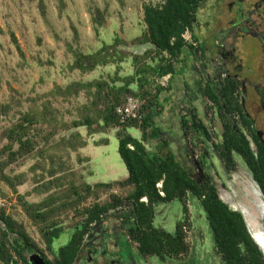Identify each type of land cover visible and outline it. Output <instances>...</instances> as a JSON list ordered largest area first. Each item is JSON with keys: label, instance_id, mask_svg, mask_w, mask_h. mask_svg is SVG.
Returning a JSON list of instances; mask_svg holds the SVG:
<instances>
[{"label": "trees", "instance_id": "trees-1", "mask_svg": "<svg viewBox=\"0 0 264 264\" xmlns=\"http://www.w3.org/2000/svg\"><path fill=\"white\" fill-rule=\"evenodd\" d=\"M117 1L123 3L122 0ZM204 2L206 0H163L155 5L144 4L142 21L145 28L135 42L138 46L147 45L149 48L143 54H131L135 67L132 75L121 77L115 73L109 80L75 81L63 89L57 88L56 94L63 99L77 97L84 92L86 103L78 109L77 119L70 122L60 120L59 111L47 101L40 110L23 113L7 130V143L1 149L5 158L0 160V180L17 195L19 206L37 226L45 250L52 255V260L46 258L23 224L0 209L1 263L33 264L35 258L41 257L48 264H75L88 244L85 238L91 234V230L102 228L108 215H115L120 222L124 243L129 249L132 243L135 244V255L139 258L156 257L163 262L182 259L193 250L184 231L185 227H191L188 200L193 198L203 209L214 252L223 264H264V254L253 239L242 213L231 208L221 198L209 174L212 156L219 159L229 175L236 170L235 155H239L264 200V139L259 137L253 120L244 109L240 79L221 72L218 77L208 78L204 85L197 87L196 93L210 103L213 119L220 121L219 141L215 140L214 133L195 107H189L188 113L180 118L183 136L189 139L190 154L187 147L178 148L175 142L160 139L163 132L156 125V117L163 109L162 97L167 100L162 96L167 89L156 84L157 79L166 76L171 78L178 72L177 66L190 55L195 59L205 58V48L199 43L195 32L198 26L197 12ZM41 14L45 15L43 4ZM103 22L102 13L96 10L93 16L95 31ZM73 30L74 40H77V32ZM186 33L198 46L185 39ZM120 44L121 40L117 39L114 44L104 45L94 53L75 51L73 68L86 73L97 66L121 63L125 57L114 56ZM125 54L130 53L125 51ZM168 88L170 90V83ZM129 97L141 101V118L122 121L117 107L124 105ZM10 110L9 104L0 103V118ZM37 124L49 128L43 137L46 142L56 136L60 129L75 130L55 144L56 148L64 151L77 150L86 145L77 131L79 128H85L88 135L116 129L118 153L126 167L127 177L110 183L76 185L68 180V176L74 175V172H70L67 161L61 155L45 151L41 156L49 161V168L35 165L36 169L41 168L44 173L34 178L37 185L33 192L44 194L67 184L69 188L64 194L38 203L28 202L24 195L17 193V187L27 181L26 173L9 174L5 169L35 150L38 142L30 131ZM130 127L141 131V139L125 132ZM150 141L158 143L153 142L148 147ZM192 162L200 172L198 177L193 175ZM45 177L50 179L45 181ZM158 183L161 184L160 188L157 187ZM115 188H128L129 192L121 197L114 192ZM103 194H108V199L100 201ZM143 198L144 201L141 200ZM63 199L67 201L60 202ZM90 199L92 203L85 205ZM173 200L181 202L183 217L176 223L175 230L168 232L156 227L154 218L158 207ZM68 211H73L79 217L78 224L70 228L58 221V217ZM63 233L69 234L68 242L54 249L53 240Z\"/></svg>", "mask_w": 264, "mask_h": 264}, {"label": "rangeland", "instance_id": "rangeland-1", "mask_svg": "<svg viewBox=\"0 0 264 264\" xmlns=\"http://www.w3.org/2000/svg\"><path fill=\"white\" fill-rule=\"evenodd\" d=\"M122 1L123 3L120 4L117 0H0V103L9 104L11 109L6 116L0 118V160L5 158L1 152L2 147L7 143L5 134L23 113L30 110H40L43 103L50 101L51 105L59 111L60 120L70 122L78 118V109L86 103L84 92H81L77 97L63 99L56 94L57 88L63 89L75 81L109 80L115 73H118L121 77L134 73L135 67L131 54H143L149 48L147 45L138 46L137 42H135L145 28L142 21V7L144 4H159L163 0ZM253 1L240 0L239 5L243 10L249 11L247 13L248 16L252 15V18L260 23L257 15L260 14L261 10L257 9L259 5ZM41 4H43L45 9L44 16L41 14ZM216 4V0H206V2L200 4L197 12V29L202 32L201 38L204 40L202 44L205 50L208 49L205 52V58L197 57L195 59L193 55H190L185 62L177 66L178 72L173 75L171 81L169 76L159 78L156 81V84L167 89L162 94L167 100H163L162 97L161 104L163 109L161 114L156 117V125L163 132L160 139H168L170 142H175L178 148L183 147V149H186L187 147L188 150L189 139L184 138L180 123L176 124L174 122L175 118L179 117L180 114L178 116L174 115L171 111L172 104L176 101L178 95L179 100L177 102L182 112L181 116H185L188 113L190 106L184 104L181 99L187 93L192 100H195L197 87L204 85L205 79L208 80L213 75L209 61L213 40L217 39L222 42L228 37L232 39L231 32L224 28V24L226 25V22L230 23L233 18L228 13H222L221 18L217 19L214 16L217 13L215 11ZM262 7H264L263 4ZM96 10H99L104 17L103 25L97 26V31H95L96 25L93 23V16ZM73 29L77 32V40H74ZM231 30L233 31V27ZM185 37L186 40L192 42L189 33H186ZM117 39L121 40V44L118 45V50L114 52V56H124V61L121 63L97 66L93 71L86 73L73 68L75 65V51L83 54L94 53L104 45L114 44ZM227 47H229V50L232 49L231 52L234 50L236 53L235 57H238L241 61V68L237 69L239 77L255 83H260L264 79L263 39L248 36L242 37L239 34L238 39L235 41V38H233ZM125 51L130 54H125ZM197 82H199V85H196L198 84ZM169 83L170 90L168 88ZM199 103L197 108L201 116L204 118L206 125L210 127L212 133H214L215 140L219 141L221 133L220 121L213 119V110L209 108L210 103L207 100L203 98ZM138 105L139 107L141 105L139 99ZM48 131L47 125H35L30 131L35 141L38 142L35 150L5 169L6 173L9 174L26 173L27 181L17 187V193L24 195L28 202L38 203L49 197L64 194L69 188L67 184L60 189H53L44 194L33 192L34 187L37 185L34 178L44 173L41 168L36 169L35 167L37 166L35 165L41 164L49 168V161L41 156V153L45 151L61 155L67 161L71 169L70 172H74V175L68 176V180L73 181V184L76 185L81 183L90 185L110 183L127 177L126 167L118 153L116 129L88 135L85 128H79L77 131L86 141V145L77 150L67 151L59 147L56 148L55 144L62 138L68 137L75 130L64 131L60 129L56 136L46 142L43 137ZM125 132L134 138L141 139V131L137 128L130 127ZM153 142L150 141L148 147H151ZM156 143L154 142V144ZM189 150L187 152L190 154ZM85 159L89 160L86 161ZM235 160L237 163L235 172L227 175L219 159L215 155L212 156L209 174L217 186L221 198L233 209L242 213L250 230L257 235L264 245L263 197L252 180L242 157L235 155ZM191 165L194 168L193 175H196V177L200 176L196 165L193 162ZM48 179L50 178L45 177V181ZM114 192L124 197L128 194L129 189L115 188ZM107 199L108 194H103L100 201ZM64 201L67 200L63 199L60 202ZM91 203L92 200L90 199L85 205H90ZM188 208L191 227H185L184 231L186 240L190 248L193 249L191 253L182 259L165 262L160 261L156 257L140 258L139 264H223L219 256L214 252V245L206 217L198 201L189 198ZM0 209H4L8 215L24 225L29 236L44 251L46 258L51 261L52 255L45 250V244L37 226L34 225L19 206L17 195L1 180ZM182 217L181 202L173 200L158 207L154 225L168 232H173L176 223ZM58 221H61L64 227L70 228L78 224L79 217L74 215L73 211H68L61 214L58 217ZM103 228L111 231V233H106L103 236V240L113 239L116 242L119 241L121 243V252H130L135 255L136 245L132 243L129 249L124 243V236L120 234V222L115 215H108L104 219ZM99 229L91 230L92 234L90 235H92V238L91 236L86 237L85 243L98 239L99 235L97 232ZM68 240L69 234L63 233L53 240L52 247L58 249L65 245ZM102 250H105V245ZM88 251L89 247L86 244L75 264H85V260H88L90 255ZM35 254L39 256L38 253ZM27 256L29 257L30 254ZM123 263L125 262L121 260L118 262L115 258L106 259L102 262V264ZM0 264L3 263L0 262ZM133 264L137 263L134 262Z\"/></svg>", "mask_w": 264, "mask_h": 264}, {"label": "flooded vegetation", "instance_id": "flooded-vegetation-1", "mask_svg": "<svg viewBox=\"0 0 264 264\" xmlns=\"http://www.w3.org/2000/svg\"><path fill=\"white\" fill-rule=\"evenodd\" d=\"M216 1L217 4L215 6L216 8L215 11L217 13L214 16H216V18L218 19L221 18L222 13H228L229 16L233 18L230 21V23L226 22V25L224 24V28H227L226 30H228V32H231L232 39L235 38L236 41L239 37V34H241L242 37L248 36V37L263 39L264 41V7H262V4L264 5V0H254L259 5V8L257 9L261 10L260 14L257 15V18L258 20H260V23L254 20L252 18V15L251 16L247 15L249 11H245L241 8V6L239 5L240 0H216ZM232 21L235 22L232 23ZM223 22L225 23V21ZM231 25H233L232 26L233 31L231 30L232 27H229ZM195 32L198 38L200 37L199 43L202 44L204 40L203 38H201V33H202L201 30L199 31V29L196 28ZM232 39L228 37L227 39H224L222 42H219L217 39L213 40V44L211 45V49H210L211 52L209 53V55L211 56V58L209 59L211 65L210 67L213 71V75L211 76V78L218 77L221 72H225L228 75H232L240 79L241 81L240 96L242 99L244 109L248 114V116L253 120L255 131L257 132V134L261 139H264V79L260 81V83H255V82H249L238 76L237 69L241 68L240 67L241 61L238 57H235L236 53L234 50L233 52H231V50L234 48L231 46L232 49L229 50L228 49L229 47H227ZM194 46H198L197 43ZM206 51H208V49H206L205 52ZM172 77L169 79L170 81L172 80ZM206 81L207 79H205V82ZM106 233H111V231L108 230L107 228H103V229L100 228L97 232V234L99 235L98 239H94L93 241L91 240L92 242L90 241L88 243V247H89L88 254L90 255H89V259L85 260L86 262L85 264H102V262L106 260L102 255V253H104L102 251H107L106 247L108 240L106 239L103 240V236ZM89 236H91L92 238V235ZM114 243L118 245L117 247L118 250H115L117 254L115 255L111 254L108 259L115 258L116 261L118 262L120 260L122 262H125L123 264H133L134 262L139 264L140 258L136 257V255H133L132 257L131 256L132 254L130 252L129 253L121 252L120 249L121 243H119V241L117 242L114 241ZM104 245H105V250H102L104 249ZM95 248H97L96 252L94 251ZM38 259L39 257L35 258L34 262L38 261L39 264H48L45 260L44 263H41L40 260Z\"/></svg>", "mask_w": 264, "mask_h": 264}, {"label": "crops", "instance_id": "crops-1", "mask_svg": "<svg viewBox=\"0 0 264 264\" xmlns=\"http://www.w3.org/2000/svg\"><path fill=\"white\" fill-rule=\"evenodd\" d=\"M199 99H200V101H202L203 98H202V96L198 95V93L195 96V100H192L191 97L186 93L184 95V98L181 99V101L184 104H187L190 107L197 108L198 105L200 104L199 103L200 102ZM177 100H179L178 99V95L176 97V101H174V103L172 104L173 106H172V109H171V111L174 113V115L176 114V116H178L180 114V116L179 117H176L175 120H174V122L176 124L180 123V120L179 119L181 118V114H182V112L180 111V108L178 107L179 106V103L177 102ZM198 112H200V111H198ZM117 247H118V245L115 244L112 239H110V240L107 241V247H106L107 248V251H105L104 253H102V252L101 253H102V255L104 256L105 259H108L111 254L112 255H115L116 254L115 250H118ZM108 253H109V255H108ZM136 257H138V256H136Z\"/></svg>", "mask_w": 264, "mask_h": 264}, {"label": "built area", "instance_id": "built-area-1", "mask_svg": "<svg viewBox=\"0 0 264 264\" xmlns=\"http://www.w3.org/2000/svg\"><path fill=\"white\" fill-rule=\"evenodd\" d=\"M185 37V36H184ZM186 38V37H185ZM195 45V43H192ZM139 105H138V99H135L133 97H129L124 105L117 108V113L120 116L122 121H125L127 119H140L141 115L139 114ZM157 187H161V184L158 183ZM160 194L163 195V193L160 191ZM144 201L145 199H141Z\"/></svg>", "mask_w": 264, "mask_h": 264}, {"label": "water", "instance_id": "water-1", "mask_svg": "<svg viewBox=\"0 0 264 264\" xmlns=\"http://www.w3.org/2000/svg\"><path fill=\"white\" fill-rule=\"evenodd\" d=\"M245 222H246V224H247V221H246V220H245ZM247 226H248V229H249V231H250V233H251L253 239L255 240V242L257 243V245L260 247V249L262 250V252H263V254H264V245L261 243V241L259 240V238L257 237V235H255V234L250 230L248 224H247ZM35 257H36V256H35ZM38 260H40L41 263H44V260H43L41 257H39ZM35 263H36V264H39L38 261L34 262L33 264H35Z\"/></svg>", "mask_w": 264, "mask_h": 264}]
</instances>
